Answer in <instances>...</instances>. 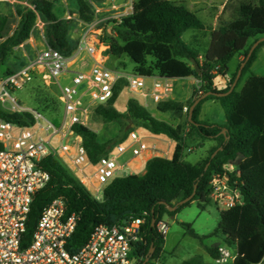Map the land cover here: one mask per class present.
Returning <instances> with one entry per match:
<instances>
[{
  "label": "trees",
  "instance_id": "16d2710c",
  "mask_svg": "<svg viewBox=\"0 0 264 264\" xmlns=\"http://www.w3.org/2000/svg\"><path fill=\"white\" fill-rule=\"evenodd\" d=\"M74 1L78 5L81 20L92 22L95 19V12L87 0ZM95 1L103 3L106 0ZM55 2L56 0H28L30 7L16 11L19 21L15 29H13L15 18L0 14V69L6 67V62L14 55V50L30 39L37 21V13H41L48 22L46 29L48 45L64 57L70 58L74 55L78 43L72 45L69 42L70 22L56 16ZM256 4L264 8V0H240L234 22L250 21ZM227 7L228 4L225 9ZM143 12L145 19L152 23L153 32L143 34L123 23L124 29L118 32L119 38L125 42L166 45L174 57L195 59L199 63L201 71L198 73L192 68L190 73L201 81L202 94H198L195 88L192 99L187 103L189 111L184 114L185 123L199 137L214 140L217 145L201 162L192 164L183 161L186 145L183 126H174L158 120L134 98L128 101L127 115L121 113L115 107L121 92L119 87L107 105H101L96 109L94 121L100 118L108 123H122L125 119H131L135 126H142L153 135H164L173 140L176 145L172 157H154L146 163L144 174L113 180L104 190L103 201H97L62 161L55 157H46L41 162V167L50 173L51 179L34 196L27 222L26 238L29 240L33 235L43 208L53 200L62 198L67 214L79 215L76 230L68 242L67 248L71 253L77 252L87 243L96 226L124 224L140 218L144 219L145 223L144 239L137 248V252L142 256L139 264L146 258H149L147 264H150L159 260L164 251L166 236L158 231V223L163 217L175 216L194 201H197L199 208L204 210L211 202L210 182L213 175L222 171L226 164L240 161L239 174L236 178L242 183L238 186L243 196V204L221 211L218 229L211 235L221 233L226 243L229 245L234 243L237 246L238 257L234 264H264V76L252 72L258 53L264 47V41L246 61L252 44L264 36V28L253 25L242 29L231 28L229 24L221 27L211 34L212 39L204 60L200 61L199 52L182 39L183 34L189 30L198 33L206 31L202 20L194 12L172 0H149ZM252 39L254 42L250 43ZM237 54H243L244 59L227 87L219 89L215 84L216 77L228 75V64ZM244 61L246 64L234 90L223 97L210 95L202 99L194 108L192 118L189 120L192 105L204 94L226 93L230 90ZM21 67L23 66L19 68ZM217 68L218 71L215 73ZM18 69L7 68L3 77L13 74ZM245 78V83L240 88ZM209 100L220 102L226 117L225 124H214L200 119L202 106ZM184 106V103L170 100L159 103L157 108L161 112H172L182 116ZM0 118L21 126H28L34 122L28 113H10L1 106ZM52 118L57 123V118ZM74 130L82 136L88 157L94 163L107 156L114 146L124 142L133 131L129 128L128 132L114 140L101 143L98 141L97 133L91 129L76 125ZM208 164V168L205 169ZM195 188L196 195L192 201L179 206L176 211L168 210V206H174L191 196ZM182 226L192 237L206 238L199 236L191 224L182 223ZM208 252L213 259L218 256V248L208 249ZM182 264L201 263L192 259Z\"/></svg>",
  "mask_w": 264,
  "mask_h": 264
},
{
  "label": "built area",
  "instance_id": "2783aa9c",
  "mask_svg": "<svg viewBox=\"0 0 264 264\" xmlns=\"http://www.w3.org/2000/svg\"><path fill=\"white\" fill-rule=\"evenodd\" d=\"M93 35L92 30L84 29L78 41V47H83L92 60L87 71L71 70L78 58L71 64V57H64L49 46L32 63L0 79V106L10 113H28L34 121L21 126L0 118V264H139L142 260L137 248L144 239L145 220L140 218L96 226L87 243L71 253L68 242L79 215H68L62 198L43 208L33 235L26 238L34 196L51 179L41 167L46 157L67 164L79 183L97 201H103L104 190L113 180L142 174L150 159L170 155L171 141H167V150H161L156 142L149 143L146 135L133 130L116 146V153H109L96 163L89 159L83 138L74 127L80 125L94 131L96 109L107 105L119 87L120 94L127 93L146 108L149 100L158 105L169 101L174 93L170 77L140 76L109 68L106 49L97 47ZM68 74L70 83L62 86L60 79ZM38 76L48 85L60 86L64 116L62 120L57 118V123L44 111L25 107L13 94ZM197 90L202 94L201 81ZM183 111L188 113L189 107ZM125 155L129 156L121 161ZM238 174L239 168L233 162L211 179L210 199L223 210L243 204ZM158 231L166 236L169 225L161 220ZM237 257L238 252L233 254L220 246L214 263L234 264Z\"/></svg>",
  "mask_w": 264,
  "mask_h": 264
},
{
  "label": "rangeland",
  "instance_id": "374dc122",
  "mask_svg": "<svg viewBox=\"0 0 264 264\" xmlns=\"http://www.w3.org/2000/svg\"><path fill=\"white\" fill-rule=\"evenodd\" d=\"M134 0H131L129 6L133 4ZM149 0H135L134 9L128 10L129 14H117L116 18L108 19H96L91 25L83 24L79 14L76 11L70 10V16L67 19L72 24L79 25L81 32L84 29H90L95 35L97 40V47L100 50L106 49L105 55L107 56V66L111 69L123 70L125 72L136 74L140 76L150 77H164L169 75L172 78L174 85V93L172 97H176L178 100H183L186 92L191 90L188 81V68L185 63L187 61L183 58L174 57L168 46H163L158 50V44H148L144 42L132 41L125 42L118 36V32L122 28L124 19L125 24L128 28L138 31L143 34H150L153 32V25L151 22L145 19L143 8ZM174 2L185 5L190 11L194 12L205 25L206 22L212 20L221 10L222 0H172ZM240 0H232L230 2L226 13L227 16L233 15L235 7L239 4ZM77 5V3L75 2ZM113 6L111 8L114 13H122V8L114 2L113 4H105V6ZM78 6V5H77ZM103 6H100L102 8ZM98 11V14H100ZM100 17V16H99ZM14 18V17H13ZM13 29L16 27L17 19H13ZM118 21V22H117ZM251 23L253 26L264 28V8L256 4L253 9L252 20H242L236 26L237 28H244ZM38 26L42 25L40 21H37ZM80 24H83L81 26ZM206 26V25H205ZM203 32H201L202 34ZM201 34L198 36V43L190 41L187 37L188 34L183 35V40L186 44L196 48L200 52L205 54L208 45L203 42ZM78 58L77 62L72 66L71 70L87 71L91 65L92 60L86 50L77 55H73L71 58V64L74 62V58ZM35 57L31 56L28 59H22L20 56L15 55L8 69L16 70L20 66H26L34 61ZM235 61L229 62V73L230 68H235ZM0 69V79L6 74L7 68ZM193 65L191 66V69ZM236 69V68H235ZM253 72L257 75L264 76V56L261 60L254 64ZM228 73V74H229ZM247 77V76H246ZM232 78V77H231ZM231 78L228 80L227 85L231 82ZM71 75L63 76L60 79L62 86L69 84ZM225 78L222 76L216 77V82H223ZM150 80L147 84L150 85ZM14 96L28 108H34L44 110L52 117L63 119L64 108L60 100L61 89L59 85L46 84L40 76L34 77L31 82L24 86L20 90H16ZM132 99L127 93L122 92L115 104L118 111L123 114L128 113L127 104ZM148 111L157 119L163 120L167 118V122L173 123L176 126H183L184 136L186 138V145L183 152L182 160L187 163H196L205 160L211 153L213 146H210L212 140L202 139L191 130V127L185 123L184 111L182 116L173 114L158 113L157 104L152 100L148 101ZM48 115V116H49ZM203 118L205 121L214 124H220L225 121V114L223 107L220 104H206L203 110ZM129 128L138 131L141 135H152L149 131L144 129L142 126H135L131 119H125L122 123L118 122H105L100 118H96L94 121L93 129L98 135V141L105 143L114 140L118 136L125 132H128ZM175 142L172 144V152L175 149ZM116 146H114L110 153H116ZM173 155V154H172ZM171 153L167 158L172 157ZM129 155L121 157V161L127 159ZM185 158V160H184ZM72 173L73 170L65 163H63ZM223 211V207L219 206L215 202L211 201L206 205L205 209L202 210L198 206V202L194 201L189 206L184 207L175 216L165 215L163 220L169 225V232L166 235V242L164 251L159 260L155 261L157 264H182L188 260H197L201 264L214 263V259L211 255L207 254V247L221 244L226 247L231 253L237 252V246L228 244L225 241L223 234H213L219 226L220 214ZM182 223L191 224L195 232L206 238L197 239L192 237L186 229L182 226Z\"/></svg>",
  "mask_w": 264,
  "mask_h": 264
},
{
  "label": "crops",
  "instance_id": "0c3cea01",
  "mask_svg": "<svg viewBox=\"0 0 264 264\" xmlns=\"http://www.w3.org/2000/svg\"><path fill=\"white\" fill-rule=\"evenodd\" d=\"M130 1L131 0H106L103 3H98L95 0H87L89 5L91 6L93 11L95 12V19L93 21H95L96 19H99V20L104 19L105 20V19H108V18L119 17V16H117V14L118 15L119 14L124 15V13L125 14L126 13L129 14L128 10H132L133 11V9H134L135 0L133 1L132 6L131 5L129 6V4L131 3ZM114 2L119 4V6L122 8V13H114V11L111 9V8H113L112 5L111 6H108V5L105 6V4H107V3L113 4ZM221 2H222V4H221L220 12L215 17H213L212 20L206 22V24H205L206 25L205 26L206 27V31L204 33L201 34V33H198L196 31H193V30H189V31L184 33V34H188L187 37L190 39V41H193V42L197 41V43H198V36L201 34V36H202V38L204 40L203 42H205L206 45L209 46V44L211 42V39H212V35L211 34L213 32L217 31L221 27L226 26L228 24H229V26L231 28H237L236 25L238 23H240L241 21H238V22H234V21L236 19L235 18L236 17V11H237V8H238L239 4H237V6L234 8L235 11H234L233 15L227 16L226 13L224 14V12L227 11V9H225V6L227 4L229 6V4H230V2H232V0H222ZM100 6H103V7L100 8ZM24 7H30V5L28 3V0H0V14H4V15H7L9 17L16 18L17 19V24H18L19 18L16 15V11L18 9L24 8ZM70 10L76 11L78 13V6L75 4L74 0H56L55 7H54V12H55L56 16L59 19L67 20L69 18V16H70ZM101 10H102V12H99L100 14H98V11H101ZM37 21H40L42 25L38 26ZM37 21H36V24H35V27H34L32 33H31L30 39L28 41H26L23 45H21L20 47H17L14 50V55L11 56L7 60L6 66H9V64L11 62V59H13V57L15 55L20 56V58H22V59H28L31 56H34L36 58V56L42 50H44L47 47H49L48 39H47V33H46L48 22L46 21V19L44 18V16L41 13H37ZM93 21L90 22V23H87V22L83 21V24L88 26V25H91L93 23ZM120 22L125 23L124 19L122 21H120ZM83 24H80V25L83 26ZM249 25H252V24L249 23ZM78 26L75 25V24L70 23V27H69V31H68V40H69V42L72 45L77 44L79 39H80V37H81V35H82V32H81V30H80V28ZM182 39H183V36H182ZM0 42H1V40H0ZM252 42H254V39H252L250 41V43H252ZM162 47L163 46H161V44H158V50H160ZM82 50H85V49H83V47H81V48L78 47L77 50L75 51L74 55H77L78 53L82 52ZM197 51L199 52V60L200 61L204 60V55L205 54L203 52H200L199 50H197ZM263 56H264V47L259 51L258 58H257L256 62L261 60L263 58ZM76 58H77V56H76ZM76 58H75V60H76ZM183 59H185V58H183ZM243 59H244L243 54H237L230 60V64L232 63V61H235V65H236L235 68L236 69L235 68H230V73L228 72L229 74L226 77H223V78H225V80L223 82L217 83L216 79H215V84L217 85V87L219 89H224V88L227 87L228 80L236 72L239 64L242 62ZM186 60L187 61H185V63H186L187 68H188V74H189L188 81H189V85H190L188 87H190L191 90H188V92H186L183 100H178L176 97H172L170 99V100H174V101H177V102L184 103L185 106H187V103L192 99L194 90H195V88L198 87L199 82H200V80L196 79L190 73L192 65H193V68H194V63L192 61L193 59L192 60L186 59ZM228 66H229V64H228ZM253 67H254V65H253ZM253 67H252V72H253ZM167 76H169V75H167ZM164 77H166V76H164ZM246 78L242 82L240 88L244 85ZM206 104H208V105L209 104H215L216 105V104H220V102L217 101V100H209V101H206L203 104L202 110H201V114H200V119L202 121H205V119L203 118V110H204ZM158 113L170 114V117L173 116L172 112H161L159 109H158ZM158 120H160V119H158ZM161 121L167 122V118H165V119H163ZM225 122H226V117H225V121L220 123V124H225ZM170 124H173V123H170ZM174 126H176V125H174ZM147 138H148V142L149 143H155L156 142L159 145V147L161 148V150H167V145H168L167 141L168 140L171 141L172 144H173V140L167 138L164 135H153L152 134L150 136L147 135ZM211 142L212 143L210 144V146H213L216 143V141H214V140H212ZM216 145H217V143H216ZM171 150H172V146L170 147V153L172 155L173 152ZM184 160H185V158H184ZM196 163H198V162H196ZM196 163H192V164H196ZM234 163L237 164V166L239 168L240 161H237V162H234ZM144 173H145V169L142 171V174H144ZM220 246H221V244H216L215 246L207 247L205 249H206L207 254L210 255V253L208 252V249H217Z\"/></svg>",
  "mask_w": 264,
  "mask_h": 264
},
{
  "label": "water",
  "instance_id": "95a60500",
  "mask_svg": "<svg viewBox=\"0 0 264 264\" xmlns=\"http://www.w3.org/2000/svg\"><path fill=\"white\" fill-rule=\"evenodd\" d=\"M263 41H264V36H262L261 38H259L258 40H256V41L252 44V46H251V48H250V51H249V53H248V56H247V58H246V61L249 60V58L251 57V55L253 54V52L255 51V49H256V48L259 46V44H260L261 42H263ZM192 61H193V63H194V68H195V70L199 73V72L201 71V70H200L199 63H198L195 59H193ZM246 61H244V62L241 64L240 69H239L238 74H237V77H236L234 83L232 84L230 90H229L228 92H226V93H213V92H207L206 94H204L202 97H200V98H199V99H198V100L192 105V107H191V109H190V112H189V116H188V117H189V120H191V118H192L194 108L196 107V105H197L202 99H204V98H206L207 96H210V95H215V96H217V97H223V96H225V95L231 93V92L234 90L235 86L237 85V83H238V81H239V79H240V77H241L242 70H243V68H244V66H245V64H246ZM208 166H209V164L206 166L205 169H207ZM195 195H196V188H195V190H194V192L192 193L191 196L185 198L184 200L179 201V202H178L177 204H175L174 206H168V210L171 211V212H172V211H176V210L179 208V206H182V205H184V204H186V203L192 201V199L195 197ZM154 223H155V220H154ZM147 262H149V258H146L145 261H144L142 264H147Z\"/></svg>",
  "mask_w": 264,
  "mask_h": 264
}]
</instances>
